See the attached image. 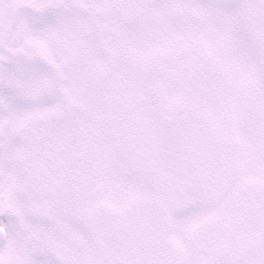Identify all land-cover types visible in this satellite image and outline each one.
Segmentation results:
<instances>
[{
  "label": "snow or ice",
  "instance_id": "6c2138e0",
  "mask_svg": "<svg viewBox=\"0 0 264 264\" xmlns=\"http://www.w3.org/2000/svg\"><path fill=\"white\" fill-rule=\"evenodd\" d=\"M0 264H264V0H0Z\"/></svg>",
  "mask_w": 264,
  "mask_h": 264
}]
</instances>
